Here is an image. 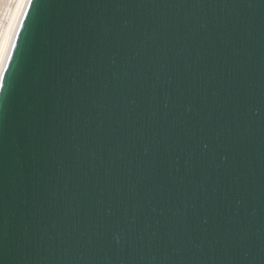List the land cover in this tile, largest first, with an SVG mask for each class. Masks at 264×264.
Returning <instances> with one entry per match:
<instances>
[{"label":"water","instance_id":"1","mask_svg":"<svg viewBox=\"0 0 264 264\" xmlns=\"http://www.w3.org/2000/svg\"><path fill=\"white\" fill-rule=\"evenodd\" d=\"M0 264H264V0H31Z\"/></svg>","mask_w":264,"mask_h":264},{"label":"bare ground","instance_id":"2","mask_svg":"<svg viewBox=\"0 0 264 264\" xmlns=\"http://www.w3.org/2000/svg\"><path fill=\"white\" fill-rule=\"evenodd\" d=\"M30 2L31 0H17L7 25L0 32V88Z\"/></svg>","mask_w":264,"mask_h":264},{"label":"rangeland","instance_id":"3","mask_svg":"<svg viewBox=\"0 0 264 264\" xmlns=\"http://www.w3.org/2000/svg\"><path fill=\"white\" fill-rule=\"evenodd\" d=\"M17 0H0V32L8 23L11 11L14 9Z\"/></svg>","mask_w":264,"mask_h":264}]
</instances>
